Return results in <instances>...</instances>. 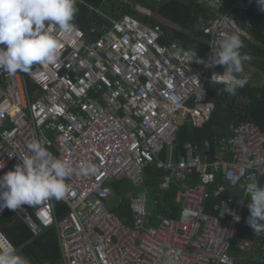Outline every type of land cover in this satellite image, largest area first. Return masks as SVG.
<instances>
[{
	"label": "built area",
	"instance_id": "built-area-1",
	"mask_svg": "<svg viewBox=\"0 0 264 264\" xmlns=\"http://www.w3.org/2000/svg\"><path fill=\"white\" fill-rule=\"evenodd\" d=\"M197 1L207 8L202 31L209 53H196L205 60L226 35L250 38L247 12L261 17L258 27L264 30L257 0H231L228 8L224 0ZM109 21L85 30L75 25L72 34L54 28L62 43L55 65L35 64L30 74L0 72V175L21 163L33 140L54 156L70 159L74 168L81 161L97 166L95 174L74 172L66 178L63 217L56 216L50 200L29 211L23 205L4 208L0 220L21 218L34 235L55 226L64 264H236L232 246L250 252L256 245L240 236L238 227L254 237L263 232H254L247 222L245 187L264 176V133L250 121L231 124L228 135L215 139L211 157L207 140L187 142L183 155L161 159L164 150L172 152L181 123L200 127L208 120L214 103L206 86L214 72L220 78L223 70L187 62L190 49L166 39L159 24L147 25L129 14ZM26 78L40 91L33 101ZM8 123L11 127L5 128ZM151 164L163 172L161 190L178 182L180 215H153L145 194H139L129 198V225L106 207L111 182L125 178L142 186L144 167ZM193 176L214 188L192 184ZM226 185L239 187L242 199L223 197ZM211 196L217 198L213 213L206 211ZM84 205L88 208L81 211ZM151 216L157 225L150 224ZM6 244L14 246L0 229V247Z\"/></svg>",
	"mask_w": 264,
	"mask_h": 264
},
{
	"label": "clouds",
	"instance_id": "clouds-1",
	"mask_svg": "<svg viewBox=\"0 0 264 264\" xmlns=\"http://www.w3.org/2000/svg\"><path fill=\"white\" fill-rule=\"evenodd\" d=\"M257 3L264 11V0ZM77 11L76 0H0V72L30 74L35 64L55 65L61 56L62 43L53 35L54 28L72 34ZM243 46L238 34H229L220 40L207 60L197 56L193 48L188 51L186 61L195 60L207 68L222 66V76L217 78L214 72L211 82L223 85V91L236 96L248 83L244 64L252 59L241 52ZM26 147L29 154L20 157L21 163L0 175V211L63 200L69 192L66 178H71L74 172L81 176L97 172L91 161H81L74 168L70 159L54 156L39 141H30ZM3 167L0 163V168ZM245 196L249 226L254 232L264 231V186L252 180L245 187ZM234 218L239 220V216ZM0 264H30V261L15 246L6 244L0 247Z\"/></svg>",
	"mask_w": 264,
	"mask_h": 264
},
{
	"label": "trees",
	"instance_id": "trees-1",
	"mask_svg": "<svg viewBox=\"0 0 264 264\" xmlns=\"http://www.w3.org/2000/svg\"><path fill=\"white\" fill-rule=\"evenodd\" d=\"M107 0H82L76 2L78 9L73 20L74 25L83 28L96 23V26L109 24L102 14H99L98 9L111 10L106 6ZM134 3H140L148 6L151 10L156 12L157 16L141 17L144 21L152 24H159L166 34V39L177 41L188 49L195 48L197 54L207 57L209 53L208 37L202 31V24L206 17L207 8L200 4L197 0H166L162 4L153 7L147 3L146 0H133ZM224 8L231 5V0H224ZM253 2L254 0H246ZM124 14L136 16V11L129 6H126L115 18H119ZM250 21L249 34L250 38L240 37L243 42L242 53H247L251 57L257 58L254 60L256 69L251 68L250 64H244V73L249 77L248 83L238 90L236 96H232L223 91V85H214L212 82L207 84V91L209 100L214 103V109L211 112L208 120L200 127H191L186 122L179 126L176 138V149L183 151L184 144L191 141L196 144H201L205 139L212 140L215 135L222 136L228 134L229 126L241 122L250 121L259 126L264 133V30L258 27L261 17H257L253 12H247ZM166 40H162L164 42ZM217 71H222V66L212 68ZM33 87L32 84H30ZM229 131V132H228ZM164 151L162 157L164 156ZM163 172L156 168L155 165H147L144 167L142 184L143 189L147 190L146 194L150 199L156 198L157 201L149 203V208L153 211V215L163 213L166 217L178 218L180 208L173 205L170 196V191L163 192L159 188ZM259 184L264 186V176L260 179ZM112 189L115 195L121 197V203L115 210L119 218L125 223L131 224L132 212L126 193L138 192L136 188L128 179H120L111 182ZM142 190V189H141ZM211 196L208 203L214 201ZM55 214L58 218L63 217L68 207L61 201L54 200L53 202ZM64 205V206H63ZM62 206V207H61ZM207 211H209L207 209ZM11 215L5 216L3 219L11 220ZM3 219L0 220L3 221ZM14 221V218H12ZM3 232L9 237L16 246L22 243H27L26 254L31 260V264H58L61 259V252L59 249V242L55 226L44 229L38 236H32L28 227L13 225L12 227H3ZM238 234L250 239L256 240V245L250 252H239V250L232 246L230 252L235 258L236 264H264V257H262V248L264 246V231L258 237L252 236L248 230L238 227ZM248 257V259L246 258ZM246 258V259H245Z\"/></svg>",
	"mask_w": 264,
	"mask_h": 264
},
{
	"label": "crops",
	"instance_id": "crops-1",
	"mask_svg": "<svg viewBox=\"0 0 264 264\" xmlns=\"http://www.w3.org/2000/svg\"><path fill=\"white\" fill-rule=\"evenodd\" d=\"M30 84H32L33 85V87H31L30 86ZM26 86H27V90H28V92H29V100L30 101H33L34 99H36L37 97H38V95L40 94V91H39V88H38V86L37 85H35L34 84V82H32L29 78H26ZM215 106V105H214ZM182 124V123H181ZM180 124V125H181ZM189 126H191V127H193L191 124H189V123H187ZM194 128V127H193ZM229 131H230V126H229ZM228 131V132H229ZM229 134V133H228ZM228 134H226V135H228ZM226 135H222V136H226ZM52 136V135H51ZM218 137H221V135L220 136H218V135H215L214 137H213V139L212 140H210V139H205L201 144H198V145H202L205 141H207V140H209L210 141V144H211V146L213 147L212 149H211V151L209 152V156L211 157L212 156V154L214 153V151L215 150H213L215 147H216V141H215V139L216 138H218ZM177 138V137H176ZM187 142H191V141H187ZM186 142V143H187ZM185 143V144H186ZM193 143V142H192ZM176 141H175V143H174V145H173V149H171V153L170 152H168V151H166V150H164V156L162 157V154H163V152L160 154V158L161 159H163V160H167L168 158H169V156H172V155H174L175 156V159L177 158V156L180 154V155H183L184 153H185V144H184V147H183V151H178L177 149H176ZM194 144H196V143H194ZM163 176V175H162ZM263 177V176H262ZM261 177V178H262ZM260 178V179H261ZM260 179L258 180V182L260 181ZM162 180V179H161ZM190 182L192 183V184H195V185H197L198 187H200V188H204V189H208V190H212L213 188H214V186H205V185H203L201 182H200V180L196 177V176H193L192 177V179H190ZM172 184H173V181L171 182V185H170V187L169 188H171V186H172ZM112 187V186H111ZM113 190V189H112ZM165 190H167V189H165ZM165 190H162L163 192H165ZM177 190L178 189H176V191H175V194H176V192H177ZM147 190L145 189V192H146ZM145 192H143V193H140V194H145ZM128 194H131V192H128V193H126V195H128ZM175 194H174V198H175ZM114 195V191H113V194H112V196ZM139 195V194H138ZM138 195H129V196H127L128 197V200H129V198L131 197V196H138ZM111 196V197H112ZM145 196H146V198H147V209L150 211V212H153L149 207H148V203H149V199H148V196H147V194H145ZM223 197H225V196H229V197H232L233 199H235V200H240V199H242V197L244 196V194H243V192H242V190L239 188V187H237V186H230V185H226V191L224 192V194L222 195ZM110 197V198H111ZM214 199V201H212L211 203H208L207 202V204H206V211H207V209L209 210V211H207V212H209V213H213L214 211H213V208H212V205H213V203L214 202H216L217 201V198H213ZM151 200H153V202L155 203L156 201H157V199L156 198H154V199H151ZM61 202H62V204L64 203L62 200H60ZM152 202V201H151ZM246 202L248 203V198L246 199ZM65 204V203H64ZM66 205V204H65ZM40 206V205H39ZM39 206H36V207H32V206H28V205H23V208L25 209V210H34V209H36V208H38ZM64 206V205H63ZM62 207V206H61ZM110 211H112V212H114V213H116V211L115 210H110ZM159 215H163V216H166V215H164L163 213H159ZM180 215V214H179ZM168 217V216H167ZM121 219V218H120ZM122 220V219H121ZM5 221V219H3V222ZM7 222H14V226L16 225H18L19 226V229H20V226H22V227H26L27 228V225L21 220V218H18L17 217V219L16 220H12V218H11V220H6ZM131 222H133V218L131 219ZM155 223H156V218L155 217H153V216H151V218H150V224H152V225H155ZM132 224V223H131ZM131 224H129V225H131ZM243 228V227H242ZM1 229V231L3 232V230H2V228H0ZM244 229H246V228H244ZM44 230V229H43ZM42 230V231H43ZM246 230H248V229H246ZM30 231V230H29ZM41 231V232H42ZM249 231V230H248ZM31 232V231H30ZM40 232V233H41ZM4 233V232H3ZM250 233V232H249ZM31 234H32V236H38V234L37 235H34L32 232H31ZM251 234V233H250ZM4 235H5V233H4ZM252 236H253V234H251ZM6 236V235H5ZM7 237V236H6ZM244 237V236H243ZM11 242H12V240L9 238V237H7ZM247 238V237H246ZM13 243V242H12ZM14 244V243H13ZM23 245V247L25 248L26 246H27V243H22L20 246H22ZM14 246L16 247V249L17 248H19L20 246L18 245V246H16L15 244H14ZM260 246H263V245H260ZM59 249H60V246H59ZM60 252H61V250H60ZM240 252V251H239ZM23 256H25L29 261H30V264L32 263L31 262V260H30V258H29V256H27V254L25 253V254H23ZM58 264H64V261H63V258H62V254H61V259L59 260V262H58Z\"/></svg>",
	"mask_w": 264,
	"mask_h": 264
},
{
	"label": "rangeland",
	"instance_id": "rangeland-1",
	"mask_svg": "<svg viewBox=\"0 0 264 264\" xmlns=\"http://www.w3.org/2000/svg\"><path fill=\"white\" fill-rule=\"evenodd\" d=\"M147 3L151 4L153 7H156L158 6L159 4H162L163 1H166V0H146ZM183 2H186L187 0H181ZM106 6L108 8L106 9H109L111 8L112 11L108 10L106 11L105 9H98V13L99 14H102L107 20H111V19H116L115 18V15H118L119 13H121L123 10H125L126 6H129V7H132L135 11H136V18L138 20H140L141 22L147 24V25H150L151 23L148 22V21H144L141 17H143L144 15L146 16H157L156 15V12L154 10H151L148 6L144 5V4H140V3H134L133 0H128V3H124L123 0H107L106 1ZM257 58H254L252 57L251 61L249 62H245V64H250L251 68H257L258 66H256V64L254 63V60H256ZM11 127V124H6L5 128H10ZM136 188H139L140 191L138 192H135V193H132L131 194H128L126 196H129V195H138L140 193H143L145 192V190L143 189V186H139V187H136ZM142 189V190H141ZM178 189V182L176 181H173V184L171 186V188L168 190V192L170 191V194H174V191ZM146 194V192H145ZM149 199V203H151V199L148 197ZM170 199L172 201L173 199V205L178 209L180 208V203H177L175 201V198L172 196H170ZM121 203V197L119 195H113L107 202H106V207L109 209V210H116L119 205ZM149 203H148V207H149ZM88 207L86 205H84L82 208H81V211L87 209ZM20 214L23 215V211H20ZM14 224V222H7V221H1L0 222V228H3V227H12ZM158 224V220H156V223L155 225ZM17 251L20 252L22 255L26 253V249L22 246H20L19 248H17ZM248 259V257H246ZM245 258V259H246Z\"/></svg>",
	"mask_w": 264,
	"mask_h": 264
},
{
	"label": "bare ground",
	"instance_id": "bare-ground-1",
	"mask_svg": "<svg viewBox=\"0 0 264 264\" xmlns=\"http://www.w3.org/2000/svg\"><path fill=\"white\" fill-rule=\"evenodd\" d=\"M14 109H12V111H13Z\"/></svg>",
	"mask_w": 264,
	"mask_h": 264
}]
</instances>
